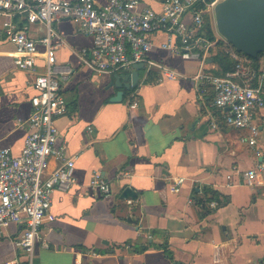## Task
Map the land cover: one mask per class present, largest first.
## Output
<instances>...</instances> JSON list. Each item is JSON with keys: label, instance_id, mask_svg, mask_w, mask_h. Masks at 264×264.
<instances>
[{"label": "crops", "instance_id": "obj_1", "mask_svg": "<svg viewBox=\"0 0 264 264\" xmlns=\"http://www.w3.org/2000/svg\"><path fill=\"white\" fill-rule=\"evenodd\" d=\"M138 1L140 8L158 10L163 0ZM95 2L104 5L106 0ZM23 26L36 41L47 31L43 24ZM50 26L56 34L53 44H59L51 51L54 69L63 75L67 103V114L55 121L57 144L65 146L68 157H76L75 183L53 194L40 228L48 248H36L35 264H264L263 246L245 227L264 196V167L252 185L241 177L264 166V110L252 148L241 142L244 132L212 129V92L194 80L199 63L160 49L162 34L153 38L149 54L157 66L139 72L135 90L111 103L118 92L116 74L99 71L80 54L91 47V38L76 32L77 23L68 19ZM217 40L223 46L213 47L205 66L216 75L223 69L217 54L227 49L224 39ZM14 59V47L0 32V149L18 155L36 91L30 84L33 76L17 70ZM45 64V48L37 44L36 71L43 73ZM134 100L137 107L131 109ZM56 166L51 159L43 175ZM95 172L109 185L108 196L88 189ZM177 180L182 185L174 192ZM127 187L135 200L121 199ZM203 187L228 203L215 208L190 203L193 192L203 198ZM256 216L263 218V213ZM23 229L17 224L0 227V264H24V254L15 247ZM246 238L255 239L251 251L250 242L243 248Z\"/></svg>", "mask_w": 264, "mask_h": 264}, {"label": "built area", "instance_id": "obj_2", "mask_svg": "<svg viewBox=\"0 0 264 264\" xmlns=\"http://www.w3.org/2000/svg\"><path fill=\"white\" fill-rule=\"evenodd\" d=\"M221 1L163 0L160 8L154 10L140 8L138 0H106L104 5H97L95 0H0L1 35L14 47L15 68L33 76L30 84L36 91L30 98L29 131L21 152L13 155L9 148L0 149V227L11 224L24 227L15 242V247L24 254V264H35L39 245L48 248L40 238V228L53 194L67 191L75 183L76 157H68L65 146L57 144L55 121L67 114V103L62 94L63 75L57 76L54 69L51 51L59 44H53L56 34L50 25L65 19L76 22V32L92 40L89 49L81 50V56L90 57L99 71L126 76L137 64H143V69L149 71L157 66L149 54L154 49L153 38L164 35L160 49L199 63L194 80L212 92L211 128L244 132L240 140L252 148L259 129L256 122L264 110L263 60L255 64L253 58L226 43V55L234 62L232 70L220 75L205 70L218 40H210L203 30L204 15ZM23 22L45 25V36L38 41L32 39ZM37 44L46 51L43 73L36 71ZM136 107L134 100L130 108ZM51 159L56 160L57 166L44 176ZM263 167L242 172L244 183L252 185ZM181 185L182 180H177L171 190L178 192ZM88 189L101 196L110 194L109 185L97 172ZM208 205L215 208L217 203ZM74 264L80 263L76 260Z\"/></svg>", "mask_w": 264, "mask_h": 264}, {"label": "water", "instance_id": "obj_3", "mask_svg": "<svg viewBox=\"0 0 264 264\" xmlns=\"http://www.w3.org/2000/svg\"><path fill=\"white\" fill-rule=\"evenodd\" d=\"M213 13L218 35L237 52L253 59L264 53V0H223L216 4ZM141 69L143 64H137L126 78L114 75L113 86L118 92L110 98L111 103L121 102L124 91L136 88ZM135 198L130 187L121 194L124 200Z\"/></svg>", "mask_w": 264, "mask_h": 264}, {"label": "rangeland", "instance_id": "obj_4", "mask_svg": "<svg viewBox=\"0 0 264 264\" xmlns=\"http://www.w3.org/2000/svg\"><path fill=\"white\" fill-rule=\"evenodd\" d=\"M204 26H207L209 28H211L212 30V34L214 36V38H220L221 37L218 35L217 31H216V27H215V20H214V13L213 10H209L208 13H206L204 15ZM206 28V27H205ZM145 69H141L139 70L140 74H143V71ZM256 124H258L256 122ZM257 134L254 136V139L257 140ZM260 204L259 207H257V209H253L250 213V216H247V222H246V228L248 233H254V235L257 237V241H259L258 243L263 246L264 248V196L260 197ZM261 208V210L258 212V210ZM263 213V218H259L256 215ZM263 219V220H262ZM246 242L243 243V248L246 249L249 244L251 243V247H249V251H251L254 246L256 244H254L253 238H246ZM250 242V243H249ZM254 245V246H252ZM263 263H264V256H263Z\"/></svg>", "mask_w": 264, "mask_h": 264}, {"label": "trees", "instance_id": "obj_5", "mask_svg": "<svg viewBox=\"0 0 264 264\" xmlns=\"http://www.w3.org/2000/svg\"><path fill=\"white\" fill-rule=\"evenodd\" d=\"M206 27V28H205ZM203 30L205 31V33L207 34V37L214 41L216 38H214L213 34H212V30L211 28L204 26V22H203ZM215 46H223V44L221 43V41H217ZM225 49V48H224ZM218 59L223 62L222 67L223 69L221 70L220 73H218L217 75L223 74L227 71L232 70V68L234 67V62H232L228 56L225 54L224 50L221 51V53L217 54ZM262 57H264V53L258 55V57L256 59H252L253 62L256 64ZM135 89H133L134 91ZM201 193L203 194V198H197V193L193 192V202L195 204H198L202 207H206L208 206V204L210 202H216L217 206L219 205H225L228 203V199L226 197L221 196L218 192L213 191L211 188L209 187H203L201 190Z\"/></svg>", "mask_w": 264, "mask_h": 264}]
</instances>
